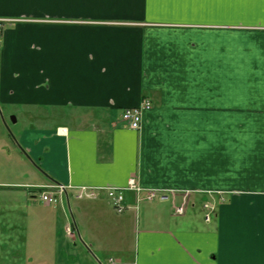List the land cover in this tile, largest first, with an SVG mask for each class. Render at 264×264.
<instances>
[{
	"label": "crops",
	"instance_id": "obj_1",
	"mask_svg": "<svg viewBox=\"0 0 264 264\" xmlns=\"http://www.w3.org/2000/svg\"><path fill=\"white\" fill-rule=\"evenodd\" d=\"M0 18L31 20L1 33L0 104L36 112L0 161V264H264V0H0ZM131 176L189 191L184 214L76 199Z\"/></svg>",
	"mask_w": 264,
	"mask_h": 264
},
{
	"label": "built area",
	"instance_id": "obj_2",
	"mask_svg": "<svg viewBox=\"0 0 264 264\" xmlns=\"http://www.w3.org/2000/svg\"><path fill=\"white\" fill-rule=\"evenodd\" d=\"M6 20L0 19V29ZM9 21V20H8ZM145 108L149 107V104H144ZM142 110L140 108H130L126 109L123 113L124 121L132 129L139 130L142 125ZM47 191L43 193L42 200L47 203H57L58 197L64 195L67 191V187L63 185H48L45 186ZM70 188V187H69ZM76 189V199L82 200L85 198L96 199L101 195H106L109 199L115 212L118 214H123L129 209V205L126 201V194L132 192L136 195V203L140 205L142 202H155V201H171L175 213L177 215H182L185 212V206L187 204V199L190 195L189 191H178L174 189L169 190H155L143 188L136 176H131L128 180L126 187H116V186H101V187H88L82 186ZM181 195L182 203L177 204V198ZM204 209L207 211L205 215V220L210 221L211 216L214 213L215 206L210 204H205ZM71 232V229H68ZM111 264H115L114 260H110Z\"/></svg>",
	"mask_w": 264,
	"mask_h": 264
},
{
	"label": "rangeland",
	"instance_id": "obj_3",
	"mask_svg": "<svg viewBox=\"0 0 264 264\" xmlns=\"http://www.w3.org/2000/svg\"><path fill=\"white\" fill-rule=\"evenodd\" d=\"M0 19L6 20L3 23V26L0 29V38H1V33L5 29H8L10 27H14V26L18 25V23L31 21V20H28L26 18H0ZM1 42H2V40H0V45H1ZM146 103L149 104V106L151 105L150 102H144V104H146ZM144 104H143V107H137V108H140L142 110V113H143L144 109L148 108V107L145 108ZM125 110H123V112L121 114L122 121L126 124V126H128V128L132 129L124 121L123 113H124ZM35 113L36 112L34 110H31V109L23 110L21 108L18 109V108H13V107H5V106H2L0 104V149L2 147L3 149H1V150H4V153L0 154V161H1V158H2L3 155H8L7 148H5V145L6 144H10L11 146H13L12 145V140H15V137L17 136L18 131H22L23 128H25V127H27V126H29V125L34 123L33 119L35 118L34 117ZM12 118L18 119V123L13 124ZM142 118H143V115H142ZM57 119H58L57 121L60 122V120H62V117L59 116V118H57ZM141 127H142V125H141ZM133 130H135V129H133ZM62 132H64V131H62ZM14 156H17V155H14ZM10 162L12 164H14L15 168L17 167V165L21 166L22 164H25V165L28 164L26 161H25V163H21V161H19L18 158H13V156L10 157ZM178 198H181V195L178 196ZM177 204L178 203L176 202V205ZM173 208H174V206H173ZM187 210H188V213H187L188 215L189 214L193 215L194 212L199 213L201 211V210H199V207L193 208L191 205L190 206L188 205ZM201 214L205 215V211L201 212ZM144 217H145V213L143 211H139V222H140V224H141V222H143ZM141 226H142V224H141ZM73 234H75L77 236V239H78L77 243L81 247H83V248H73V250L88 252V251H86V248H84L83 240L79 237L78 232L75 231V232H73ZM108 264H111V262L109 261Z\"/></svg>",
	"mask_w": 264,
	"mask_h": 264
},
{
	"label": "water",
	"instance_id": "obj_4",
	"mask_svg": "<svg viewBox=\"0 0 264 264\" xmlns=\"http://www.w3.org/2000/svg\"><path fill=\"white\" fill-rule=\"evenodd\" d=\"M13 122H16V119L15 118H12Z\"/></svg>",
	"mask_w": 264,
	"mask_h": 264
}]
</instances>
